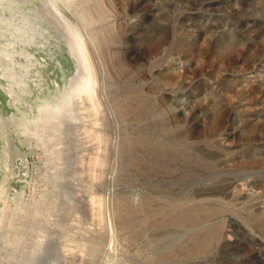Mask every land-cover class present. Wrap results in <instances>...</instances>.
<instances>
[{"label":"rangeland","instance_id":"rangeland-1","mask_svg":"<svg viewBox=\"0 0 264 264\" xmlns=\"http://www.w3.org/2000/svg\"><path fill=\"white\" fill-rule=\"evenodd\" d=\"M2 4L0 264H264V0Z\"/></svg>","mask_w":264,"mask_h":264},{"label":"bare ground","instance_id":"bare-ground-1","mask_svg":"<svg viewBox=\"0 0 264 264\" xmlns=\"http://www.w3.org/2000/svg\"><path fill=\"white\" fill-rule=\"evenodd\" d=\"M1 5H4V4H2V0H0V6ZM5 13H7V12H5ZM9 13H10V11H9ZM27 21V26L25 27V28H30V27H32V26H34V24H33V21H30V19L29 18H25V19H20V23L17 25L16 24V27L14 26L13 28H11L10 30H9V35L10 34H12L15 30L17 31L18 29H21L20 27H21V25H23V23H22V21ZM30 21V22H29ZM78 37V40L81 42V38H80V36L78 35L77 36ZM16 51V50H15ZM17 55V54H16Z\"/></svg>","mask_w":264,"mask_h":264}]
</instances>
